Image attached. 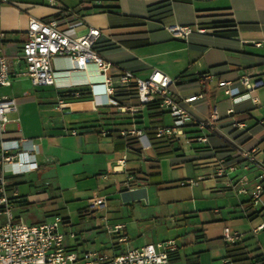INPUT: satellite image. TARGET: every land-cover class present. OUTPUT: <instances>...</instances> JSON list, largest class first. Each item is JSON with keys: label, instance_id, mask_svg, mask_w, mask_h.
<instances>
[{"label": "crops", "instance_id": "crops-1", "mask_svg": "<svg viewBox=\"0 0 264 264\" xmlns=\"http://www.w3.org/2000/svg\"><path fill=\"white\" fill-rule=\"evenodd\" d=\"M61 6L68 10L60 12ZM30 17H57L70 36L85 33L88 25L98 26L94 48L109 62V73L131 70L144 77L160 69L173 79L170 89L180 104L203 118L217 107L212 100L220 93L218 80L235 79L248 70L256 96L264 87V0L0 2V55L8 59L12 75L10 85L0 86V96L17 101L16 110L7 114L5 138H33L37 144V167L8 174L14 220L37 223L63 215L68 219L64 246L79 254L102 250L112 255L171 237L177 249L169 264H253L264 256V209L252 207L249 194L237 191V172L214 174L216 157L233 162L254 145L260 151L247 175L250 183L264 171V124L258 123L264 115H258L257 106L249 99L221 97L220 103L227 105L221 113L217 109L220 118L207 143L156 138L152 129L168 124V112L156 104L140 107L134 116L118 111L116 104L139 105L133 86L116 87L111 103L97 105L89 90V82L97 78L92 65L77 70L67 57L56 56L55 83L32 84L20 55ZM172 23L188 25L191 32L185 39L175 38L166 28ZM208 71L213 77L202 78ZM200 93L202 97L185 101ZM227 108L233 109V118L244 121V128L231 126ZM251 118L252 124L247 121ZM133 122L143 136L121 135ZM185 130L191 136L196 127L190 124ZM98 196L104 204L89 207V199ZM218 197L228 198L226 213L210 203ZM4 220L0 214V223ZM117 224L123 241L118 240L120 233L108 230ZM224 224L239 233L236 241L245 259L228 255ZM76 262L83 264L81 258Z\"/></svg>", "mask_w": 264, "mask_h": 264}, {"label": "built area", "instance_id": "built-area-1", "mask_svg": "<svg viewBox=\"0 0 264 264\" xmlns=\"http://www.w3.org/2000/svg\"><path fill=\"white\" fill-rule=\"evenodd\" d=\"M9 0H0L8 2ZM48 4H54L56 0H44ZM99 1V0H93ZM68 10L61 6L60 12ZM175 38L185 39L191 27L177 23L166 26ZM26 39L22 42L20 55L26 66V75L34 85H52L55 83V69L53 59L56 56L67 57L71 61L73 69L85 70L92 65L97 71V78L89 82V90L97 105L111 103V94L116 87L129 88L133 86L139 105L119 106L118 111L129 112L132 116L140 112V107L155 103L158 108L166 111L171 116V123L159 124L153 127L152 132L156 138L173 139L180 143L191 140L207 143L208 134L214 129L220 118L217 107L214 104L206 117H198L180 104L173 95L170 86L173 79L160 69L153 68L147 76H136L131 70H124L118 74L109 73L107 62L94 46L100 35V28L88 25L86 32L79 36H70L60 26L59 18L52 17L48 20L30 17L28 20ZM202 78H212L211 72L200 74ZM11 69L8 59L0 55V86L11 83ZM251 72L244 70L235 79H220L217 81L219 92L234 102L249 99L252 104L264 108L254 93L251 84ZM77 93L76 91H72ZM197 94L185 98L192 101L202 97ZM61 101V100H60ZM17 108L15 97L0 96V214L4 221L0 223V264H73L81 258L83 264H169L170 256L176 251L177 244L173 238H166L157 242L132 246L129 249L115 254H108L102 250H85L80 254L75 250L64 246L66 232L64 226L68 219L61 214H54L51 218L37 222L25 223L14 220L12 201L7 193L10 183L8 174H23L37 167L35 159L37 144L33 138L20 137L19 140L5 138V125L8 121V113ZM232 108L226 109V115L232 118L233 128H244L246 124L242 120L232 117ZM259 124H264V116L258 119ZM196 127L193 135H188L185 128L188 125ZM75 134V129L71 130ZM123 136L133 134L143 136V130L133 122L131 126L120 131ZM260 151L257 146L243 150L237 161L228 162L225 157H216L215 176L228 175L239 163L243 170L254 167ZM123 162V158L117 160L116 165ZM189 183H195L194 179H188ZM237 191L248 193L251 206L256 209H264V171L256 176L250 183L246 174L237 176ZM185 181H181L184 184ZM104 204L102 196L89 199V207H99ZM112 230L120 233L119 241L126 239L119 224ZM73 235V233H70ZM239 238V233L228 226L222 230L224 242L233 243ZM264 262V258L256 259L253 264Z\"/></svg>", "mask_w": 264, "mask_h": 264}, {"label": "rangeland", "instance_id": "rangeland-1", "mask_svg": "<svg viewBox=\"0 0 264 264\" xmlns=\"http://www.w3.org/2000/svg\"><path fill=\"white\" fill-rule=\"evenodd\" d=\"M257 96H258V99H259V101H260V103H262V104H264V87H260V88H258V94H257ZM221 97H224L221 93H219L218 95H217V97H216V99L215 100H212L213 102L215 101H217L216 103H217V109H218V111H220V113L221 112H223V110H224V108H225V106L227 105V102H222V103H220V101H221V99L223 100V98H221ZM255 111L258 113V115H264V108H262L261 106H257V107H255ZM170 121H171V118H170V116H169V114L168 113H166L165 114V122L166 123H170ZM248 121V123H250V124H252L254 121H255V119L254 118H251V119H248L247 120ZM235 172H237L238 174H242V173H244V174H246V175H250V173H251V169H249V170H243L242 168H240L239 166L238 167H236L234 170H232L230 173L232 174V173H235ZM180 188H182V187H180ZM197 197H199L201 200H202V204H205L206 203V200L204 199L205 197H203V196H197ZM216 200H213L212 202H210V203H212V204H217L219 207H222V210H224L225 211V203H226V201L228 200V198L227 197H218V198H215ZM227 211H225V213H226ZM3 218H4V216H3ZM210 224H214V223H210ZM228 226V227H230L231 229H233L234 230V228H232V226H230L229 224H224L223 226H222V228H221V232H222V230H223V227L224 226ZM213 228V227H212ZM214 230H215V228H214ZM211 231H213V230H211ZM169 238H171V237H169ZM260 238H261V242H262V244H264V231H262L261 233H260ZM262 244H261V246H262ZM262 248H264V247H262ZM75 264H81V263H75Z\"/></svg>", "mask_w": 264, "mask_h": 264}, {"label": "trees", "instance_id": "trees-1", "mask_svg": "<svg viewBox=\"0 0 264 264\" xmlns=\"http://www.w3.org/2000/svg\"><path fill=\"white\" fill-rule=\"evenodd\" d=\"M132 90H133V88L131 89V91ZM154 104L155 103H150V104H147V105L154 106ZM238 157H237V160H238ZM237 160L235 159V161H237ZM225 245H226V249H227L228 255L233 260H242V259H245V257H243V255L245 254V251L243 250V247L240 245L239 242H237V241H235L233 243H227V242H225ZM261 257L264 258V256H260L257 259H260Z\"/></svg>", "mask_w": 264, "mask_h": 264}]
</instances>
